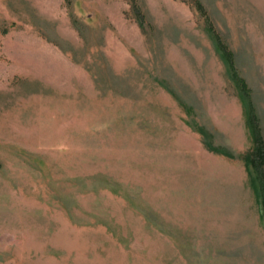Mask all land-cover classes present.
I'll return each mask as SVG.
<instances>
[{
	"label": "rangeland",
	"instance_id": "rangeland-1",
	"mask_svg": "<svg viewBox=\"0 0 264 264\" xmlns=\"http://www.w3.org/2000/svg\"><path fill=\"white\" fill-rule=\"evenodd\" d=\"M247 97L264 0H0V264H264Z\"/></svg>",
	"mask_w": 264,
	"mask_h": 264
},
{
	"label": "trees",
	"instance_id": "trees-1",
	"mask_svg": "<svg viewBox=\"0 0 264 264\" xmlns=\"http://www.w3.org/2000/svg\"><path fill=\"white\" fill-rule=\"evenodd\" d=\"M198 9H201L200 4H198ZM221 50H222L221 52L222 55L228 62L230 70H232V62H231L230 55L223 49ZM236 82H240V79H237V77H236ZM245 104H246V112L248 114V121L250 123L251 133H252V137L254 141V147L250 153V162H251V166L253 168L254 176L257 182V187L259 191V199H260V204L262 207V214L264 217V146H263L264 144L261 139L259 127L254 120L253 110L251 107V101L249 97L245 98Z\"/></svg>",
	"mask_w": 264,
	"mask_h": 264
}]
</instances>
